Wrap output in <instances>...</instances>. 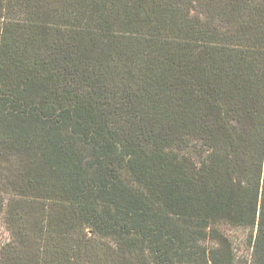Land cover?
Masks as SVG:
<instances>
[{
    "label": "trees",
    "instance_id": "trees-1",
    "mask_svg": "<svg viewBox=\"0 0 264 264\" xmlns=\"http://www.w3.org/2000/svg\"><path fill=\"white\" fill-rule=\"evenodd\" d=\"M0 264H264V0H0Z\"/></svg>",
    "mask_w": 264,
    "mask_h": 264
},
{
    "label": "rangeland",
    "instance_id": "rangeland-1",
    "mask_svg": "<svg viewBox=\"0 0 264 264\" xmlns=\"http://www.w3.org/2000/svg\"><path fill=\"white\" fill-rule=\"evenodd\" d=\"M247 232L240 229L227 230V235L232 241L236 253V264H245L249 259L250 251L247 247ZM9 235L4 224L0 221V248L7 243Z\"/></svg>",
    "mask_w": 264,
    "mask_h": 264
}]
</instances>
